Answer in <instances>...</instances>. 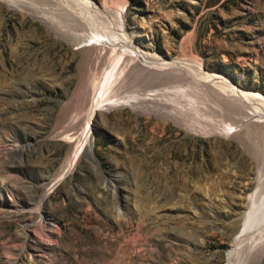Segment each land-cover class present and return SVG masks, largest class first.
Segmentation results:
<instances>
[{
  "label": "rangeland",
  "instance_id": "rangeland-1",
  "mask_svg": "<svg viewBox=\"0 0 264 264\" xmlns=\"http://www.w3.org/2000/svg\"><path fill=\"white\" fill-rule=\"evenodd\" d=\"M121 1L170 70L95 74L103 49L0 0V264L229 263L264 154V0ZM189 57L263 99L232 98Z\"/></svg>",
  "mask_w": 264,
  "mask_h": 264
},
{
  "label": "bare ground",
  "instance_id": "bare-ground-1",
  "mask_svg": "<svg viewBox=\"0 0 264 264\" xmlns=\"http://www.w3.org/2000/svg\"><path fill=\"white\" fill-rule=\"evenodd\" d=\"M5 1L11 8L22 10L24 11V13L32 14L35 18L39 19L44 24H46L51 30H53L59 38L67 40L70 45L72 44L74 46H77L78 48H83L84 54L85 51L90 52L91 50L92 52V50L96 48L103 49L104 53H102V50H100L102 55H99V57L101 56L102 61H97L96 64H94L93 66V72L95 74H97L98 72L100 73V71H102L104 75L106 74L108 76H114L116 74L117 69L125 70V67H128L130 63L134 61H138L136 64L140 63L141 61H149V63L152 62L159 65L157 67L149 66V68L152 67V70H154L153 73H156L157 70H170L172 68L171 63L167 61L161 54L152 53L148 51V49H144L141 44L137 41L136 32L132 30L126 22V4L128 3H125L126 1L105 0L103 6L96 2V0H31L28 1V4L26 3V5L20 4L18 0ZM87 55H90V53ZM94 56L95 55H93V57ZM187 60L189 65L194 66V68L198 70L199 75L202 79L208 80V82L219 83V85L225 87V89L229 91V94H232V98H236V100H238L239 98H247L249 100L254 101L263 99L262 97H260V94L256 92L246 91L236 86L230 78L226 77L223 74H208L205 71L203 64L198 60L190 59V57L187 58ZM86 61H82L80 65L81 70L84 69ZM92 61L91 63H93ZM172 64L174 66L175 63ZM86 66H88V64ZM132 66L135 67L134 65ZM132 66L130 65V67ZM147 68L148 67H146V69ZM146 69H132L131 74L138 73L140 76H142L143 74H145ZM120 72L121 71H119V73ZM105 77H103L104 80ZM145 81L140 82V84ZM100 82L101 81H99V83ZM95 88L97 89L98 86ZM95 88L93 89V91L96 90ZM139 91H142V89ZM142 94L145 93L143 92ZM153 94L157 95V93ZM141 96L140 98H138V96L137 98H132L134 101L138 102L146 101V96ZM92 100H95V97H93ZM245 107L242 106V108ZM246 110L248 109L246 108ZM227 114L229 116V113ZM252 114L253 112L251 113V116H254ZM225 116L227 115L225 114ZM251 116L247 118L243 115H238L237 117L230 118L229 120H231L232 125H238L245 118L246 120H249ZM88 124L90 126L89 122ZM89 135L90 132L88 131L84 136L83 143L87 141ZM259 172L260 174L258 179V185L256 186V189L250 199L249 209L245 213L243 226L236 236L235 245L229 252L228 264H248L251 262L250 260H258L260 257L264 256V154L261 155V153L259 156ZM1 213L2 210L0 209V214ZM38 225L39 233L44 232V220H40ZM54 228H58L56 224H54ZM47 236L52 237L53 232H49ZM32 255L33 254H29L28 256H26L28 262L32 261ZM23 259H25V256L22 255L17 258L13 263L22 264L21 261Z\"/></svg>",
  "mask_w": 264,
  "mask_h": 264
}]
</instances>
